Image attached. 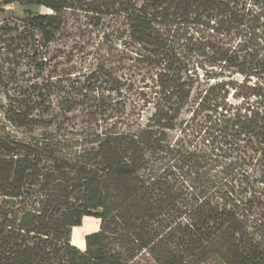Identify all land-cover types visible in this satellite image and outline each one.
I'll list each match as a JSON object with an SVG mask.
<instances>
[{
  "label": "trees",
  "instance_id": "1",
  "mask_svg": "<svg viewBox=\"0 0 264 264\" xmlns=\"http://www.w3.org/2000/svg\"><path fill=\"white\" fill-rule=\"evenodd\" d=\"M13 4L51 14L7 26L0 54L16 57L13 32L52 43L74 12L130 40L155 84L136 93L153 113L134 131L102 105L99 129L70 139L0 136V264H264V0H0ZM12 101L19 127L71 113ZM89 216L83 251L72 230Z\"/></svg>",
  "mask_w": 264,
  "mask_h": 264
},
{
  "label": "rangeland",
  "instance_id": "2",
  "mask_svg": "<svg viewBox=\"0 0 264 264\" xmlns=\"http://www.w3.org/2000/svg\"><path fill=\"white\" fill-rule=\"evenodd\" d=\"M30 10L51 14L45 8L31 9L17 4L0 6V45L4 39H9V36L3 37L7 26H17L19 32L23 30L21 20ZM64 21L61 32L50 44H45L38 36L35 41L27 40V34L16 38V32L11 36L13 42L5 44L10 53L16 51V57L6 52L0 54V136L20 142L39 138L44 133L70 139L75 134L99 129L97 123L102 109L99 106L102 105L116 109L117 114L110 122L113 127L133 131L144 127L153 107L144 104L136 93L144 89L145 93H150L146 87L155 84L152 68L135 53L130 40L108 27L107 20L97 23L85 15L67 12ZM23 47L26 54L22 52L24 56H20ZM14 99L19 101L16 107L22 111L35 105L39 107L35 112L38 117L44 104L52 107L54 117L63 110H71V113L60 116L47 129L19 127L7 119V110ZM191 116L184 112L179 124ZM44 117L46 121L51 120V116ZM100 125L105 126L104 123ZM169 136L173 141L182 137L180 129ZM195 141L202 147L203 134ZM99 229L97 217H85L82 224L72 230L73 246L84 251L86 238ZM130 264L156 263L144 254Z\"/></svg>",
  "mask_w": 264,
  "mask_h": 264
}]
</instances>
